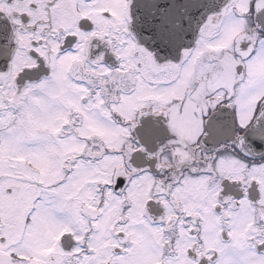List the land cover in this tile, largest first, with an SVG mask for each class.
I'll use <instances>...</instances> for the list:
<instances>
[{
    "label": "snow or ice",
    "instance_id": "obj_1",
    "mask_svg": "<svg viewBox=\"0 0 264 264\" xmlns=\"http://www.w3.org/2000/svg\"><path fill=\"white\" fill-rule=\"evenodd\" d=\"M0 264H264V0H0Z\"/></svg>",
    "mask_w": 264,
    "mask_h": 264
}]
</instances>
